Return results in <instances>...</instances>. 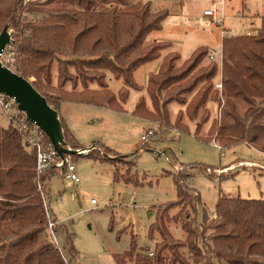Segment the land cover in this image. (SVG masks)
<instances>
[{
    "label": "trees",
    "instance_id": "1",
    "mask_svg": "<svg viewBox=\"0 0 264 264\" xmlns=\"http://www.w3.org/2000/svg\"><path fill=\"white\" fill-rule=\"evenodd\" d=\"M36 12H43L41 20L27 19V14ZM169 14L167 10L152 12L150 3L141 0H0V30L12 25L15 72L28 79L35 77L33 85L59 111L60 103L71 99L121 110L130 88L143 90L134 79L135 69L157 59L170 46L147 42ZM209 55L208 48L197 49L182 70L174 64L181 58L178 52L166 55L161 69L149 75L146 90L152 109L143 95L135 113L166 125L170 122L166 107L177 101L186 104L184 113L190 120L197 119L211 98L218 62L193 79L190 75ZM221 66L228 109L226 119L218 127L214 124L212 133L217 131L216 139L224 147L246 142L264 152V15L256 33L223 38ZM109 71L124 81L118 94L109 88ZM191 94L189 101L187 95ZM236 99L247 102L244 114L238 112ZM182 115L181 110L178 128L186 127L181 124ZM62 122L66 136L72 139L64 119ZM196 130L199 136L201 122ZM37 163L36 150L28 147L23 133L12 123L0 125V264H72L79 257L68 232L70 259L48 232L47 183L60 168L55 164L38 175ZM183 177L174 174L180 199L169 208L193 201L202 205L199 193L189 194ZM214 214L212 219L205 214L201 225L204 235L210 232L204 247L197 242L198 231L188 222L183 223L186 240H180L160 220L149 228V238L157 240L153 255L149 248L138 252L133 243L130 251L115 258L119 264H126L127 259L135 264H264V198L221 196ZM184 247L193 261L181 250Z\"/></svg>",
    "mask_w": 264,
    "mask_h": 264
},
{
    "label": "rangeland",
    "instance_id": "2",
    "mask_svg": "<svg viewBox=\"0 0 264 264\" xmlns=\"http://www.w3.org/2000/svg\"><path fill=\"white\" fill-rule=\"evenodd\" d=\"M141 1L149 2L152 12L167 10L170 13L163 28L152 31L147 37V40L166 37L163 39L168 41L160 42L170 43V46L163 49L157 59L134 71V79L143 90L130 88L128 100L121 110L72 99L63 100L60 111L56 108L73 135L72 139L66 136L71 147L87 150L85 154H70L80 182L75 183L60 168L46 189L50 212L57 221V245L70 259L68 232L79 252L78 259L72 264H119L115 256L130 251L133 243L138 252L149 248L150 254L157 240L149 238V228L160 220L165 222L173 238L180 240H186L183 223L188 222L198 231L197 242L204 247L210 232L204 235L201 225L205 214L214 218L221 196L264 198V152L246 142L224 147L216 139L217 131L212 133L213 127L226 119L228 109L224 84L223 89L216 87L223 80V38L248 31V34L256 33L264 15V0H226L222 8L226 19L220 26L211 25L204 10L221 0ZM42 17L43 12L27 14L28 20L39 21ZM201 47L213 52V57H205L190 79L215 61L219 70L213 80L211 98L201 108L197 119L190 120L184 113L186 104L177 101L166 107L169 124L137 115L136 105L143 95L152 109L146 90L148 79L150 74L161 69L165 56L178 52L181 58L174 64L177 70H182L187 66L185 61ZM53 71L56 76V65ZM106 74L109 88L118 94L125 87L123 79L116 78L110 71ZM29 80L33 82L35 77ZM187 98L190 101L192 94ZM236 104L238 112L244 114L247 102L236 99ZM181 110L184 114L181 124L186 125L185 128H178L176 124ZM200 122L199 137L196 127ZM9 123L8 115L0 116L1 126L8 127ZM149 128L155 130V135L143 145L142 135ZM175 173L184 175L187 191L193 196L199 193L202 205L193 201L169 208L172 202L180 199ZM155 238L161 241L158 233ZM181 250L193 261L187 247ZM126 264L135 262L127 259Z\"/></svg>",
    "mask_w": 264,
    "mask_h": 264
},
{
    "label": "built area",
    "instance_id": "3",
    "mask_svg": "<svg viewBox=\"0 0 264 264\" xmlns=\"http://www.w3.org/2000/svg\"><path fill=\"white\" fill-rule=\"evenodd\" d=\"M226 0H221L220 2H213L210 8L204 10V16L209 19L211 25L220 26L224 25L226 15L222 8L225 6ZM221 8V9H220ZM210 56L213 57V52H210ZM222 59V54H221ZM17 60V52L13 44H8L6 48L1 53V62L4 66L14 70V64ZM216 87L223 89V80L216 84ZM8 115L10 123L14 125L20 132L24 135V141L27 142L30 149H35L37 153V173L43 174L47 169L53 165H57L59 168H63L66 172V176L73 180L75 183L80 182V177L76 173V166L71 163L70 156L65 155L64 161L60 160L56 156V151L54 145L47 137L45 138L41 132V129L32 123L27 114L22 112L18 108V104L15 98L0 92V116ZM155 135V130L152 128L147 129V131L142 135V144L146 145L147 142ZM38 188L40 191L43 190L41 183H38ZM43 193V192H42ZM45 194V193H43ZM95 201V200H94ZM48 222V230L51 233L52 239L57 243L58 238L56 237L55 229L57 226L56 219L52 216L50 212V207L48 202L45 203ZM216 217V214L215 216ZM150 255H153L151 252Z\"/></svg>",
    "mask_w": 264,
    "mask_h": 264
},
{
    "label": "water",
    "instance_id": "4",
    "mask_svg": "<svg viewBox=\"0 0 264 264\" xmlns=\"http://www.w3.org/2000/svg\"><path fill=\"white\" fill-rule=\"evenodd\" d=\"M13 28L6 24L0 33V92L15 98L20 111L25 112L54 145L56 156L64 161L65 155L85 154L86 149H73L67 140L59 111L49 104L48 99L29 80L21 74L4 66L1 53L13 43ZM60 167V166H59Z\"/></svg>",
    "mask_w": 264,
    "mask_h": 264
},
{
    "label": "crops",
    "instance_id": "5",
    "mask_svg": "<svg viewBox=\"0 0 264 264\" xmlns=\"http://www.w3.org/2000/svg\"><path fill=\"white\" fill-rule=\"evenodd\" d=\"M165 19H166V18H165ZM165 19H164V20H165ZM164 20H163V22H164ZM163 22H162V27H161V29L163 28ZM161 29L156 30V32L160 31ZM249 32H250V31H248V32H246V33H244V34H248ZM228 36H232V35H228ZM163 38H166V37L159 36L158 38H155L154 40L149 39V40H147V42H148V43H151V42H155V41H168V39H163ZM156 69H157V68H156ZM246 163H249V162L247 161ZM92 201H94V199H93Z\"/></svg>",
    "mask_w": 264,
    "mask_h": 264
}]
</instances>
